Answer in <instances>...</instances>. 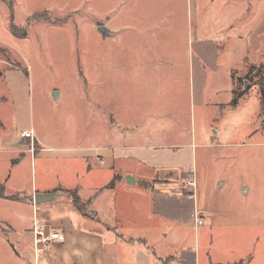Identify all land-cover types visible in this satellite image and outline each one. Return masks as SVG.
Instances as JSON below:
<instances>
[{
    "label": "rangeland",
    "instance_id": "374dc122",
    "mask_svg": "<svg viewBox=\"0 0 264 264\" xmlns=\"http://www.w3.org/2000/svg\"><path fill=\"white\" fill-rule=\"evenodd\" d=\"M84 1L13 0L10 8L0 0V148L7 149L0 151V174L7 155H22L13 146L19 130H34L45 149L32 160L26 152L5 171L6 191L22 198L33 185L42 189L60 180L76 181L82 195L94 194L110 181L111 170L104 180L106 164L89 170L93 162L48 148L111 143L134 132L131 142L162 147L157 151L165 150L166 157L174 152L189 173L178 167L150 178L171 191L155 204L161 212L153 219L137 212L148 202L132 198L133 188L103 191L98 213L121 224L115 231L120 247L115 254L105 244L107 257L130 264L136 245L123 240L140 231L150 257L171 253L177 263L193 264L197 257L220 258V250L230 257L250 249V264H264V95L258 72L264 64V0H130L139 2L135 9L125 1L124 21L126 15L169 18L155 40L136 42L154 46L149 51L157 68L151 73L132 70L135 55L127 51L119 61L128 70L116 71L123 42L96 41L94 13ZM105 2L108 9L114 0ZM100 3L92 0L94 8ZM128 113L137 118L131 125L123 122ZM69 191L53 199L66 210H72ZM86 211L94 216L90 206ZM33 215L45 212L0 199V264H34L28 248ZM92 227L105 232L100 224Z\"/></svg>",
    "mask_w": 264,
    "mask_h": 264
},
{
    "label": "crops",
    "instance_id": "0c3cea01",
    "mask_svg": "<svg viewBox=\"0 0 264 264\" xmlns=\"http://www.w3.org/2000/svg\"><path fill=\"white\" fill-rule=\"evenodd\" d=\"M125 1L129 2L127 3V6L130 9H135L137 7L136 5L139 3L131 2L130 0H114V2H112L110 7L107 9V5L106 2L104 3V0H100L101 3L95 8L92 5V0L84 1L88 12L94 13L92 15V24L97 26V28L101 26L106 30V33L99 31L95 35L96 41L104 42L106 41L105 38L109 37L115 42H123V46L119 47V49L117 48L118 50H116V59L118 60L116 63L117 72L124 73L125 70H128V65H120L119 61L120 56L126 51L132 54L133 58L135 55L136 62L131 65L132 70L143 73L154 72L157 68L155 64L157 62L155 57L151 55L149 51L150 48L154 50V46L148 47L147 44L143 45L144 47L142 48L141 44H137L136 42L138 41L141 43L142 40L143 42H151L155 40L154 36L157 31L160 30L161 27L164 28L166 23L170 25L169 18H155L151 16L132 17L126 15V17H124V21L121 16L122 14L124 15ZM153 1L160 2V0ZM120 8L122 10H119ZM144 58H146V60ZM135 121H137V118L134 116V113L124 115L123 122L126 125H131ZM124 123H118L116 126L117 130H122L124 128ZM29 129L31 128L21 129L18 131V134L14 135V143L16 144H13V146L15 147V153H20L22 155H15V158L7 155L3 161L4 164L3 170L0 174V184L4 187L5 195H11L14 193L6 191L5 184L10 173L6 175L5 171L11 168L13 163L20 162L22 156H24L26 152L29 153L31 160L33 156L41 158L42 153L45 152V149L41 147L43 140L34 130L33 133L35 137L33 140L21 136L22 131ZM131 134H134V132ZM131 134L128 133L126 134L128 136H126L124 133H121V142L112 141L113 143H99L82 147L48 148L51 150L56 149L61 152L59 153L61 157L68 155L65 158H78L85 160L86 162H93L92 166H88L89 170L100 167V164H106L105 167H102L105 172L104 180H107L108 175L110 174L107 170H111L109 179L111 181L114 178V183L111 187H107V184L110 182L109 181L104 183V185H102L96 193L91 195H82L80 189H77L78 186L76 181L72 184L65 185L62 181L57 180L56 183L49 187H43L42 189H36L33 185L31 191L25 192V196L22 198L19 197V199L0 197V199L5 201L18 202L20 205H31L33 212H45V216L33 215L31 225L29 226V229L31 230L29 231L31 232V240H29L28 248L31 252L33 251L32 255L34 264H122V262L123 264H127L126 260L120 259L118 256L115 259H109L106 255L105 244L114 249L115 254H117V249L120 247V244L115 236V231H118V226L121 224L118 221L112 224L109 222V219H107L108 216L98 213V210L95 207L98 199L103 193L106 194V192H103L106 190L113 191L116 187L119 188L121 186L125 189H128V187L133 188L131 189L134 194L132 198L134 196H138L137 199L140 198L141 202L146 200L148 202L147 204L144 202L142 205H138L136 207L138 208L137 212H142L141 216H147L148 219L156 218L158 216L155 212L157 213L161 211L155 209V204L160 205L162 200L166 197L165 195L169 194L168 191H170V189L168 187H158L156 186L157 183L152 185L150 182L151 179H153L152 176L160 170L171 171L181 167V162H179L180 159L172 157L174 152H170L169 157H166L165 155L168 153L165 152V150L162 151L164 153L161 154H159L160 151H157V149H162V147H157L154 144H148L144 141L143 143L131 142L132 139L129 138V136L131 137ZM151 134H153L152 131ZM125 137L128 139L127 142L123 141V138ZM32 145H34V152L30 149V146ZM168 148L172 149L173 147H167L165 149ZM6 150L7 149L3 147L0 148V151L5 152ZM43 158L45 157L43 156ZM181 168L184 173H189L188 166ZM127 176L130 177V181H127ZM126 184L130 186H127ZM60 190H75L81 199H84L85 201L90 199L89 206L94 216L91 217L87 213H80V211H78L73 205H71L72 210H66L63 206H61V202H54L57 200L41 204H35L34 200L31 201V198H33L34 194L37 192ZM172 190H174V188ZM173 192L179 195V197L182 196L181 192H177L176 190ZM150 209H152V211ZM143 210L149 213L146 215L143 213ZM53 212L61 213H59V215H55ZM35 222L48 225L51 229L59 232L60 236L57 240H53L44 246L38 256L35 255L33 242V227ZM133 223L135 224V222ZM194 223L195 225H199L196 223L195 218ZM95 224H100L104 228V234L101 230L92 227V225ZM134 224H132V227ZM138 232L139 233H137V235L129 236L127 239L123 240V242L136 245V254L130 264H186L182 262L177 263L176 256H173L171 253L158 258L148 256V252L145 250L147 237H145L144 233H140V231ZM159 236H166V234L159 233ZM223 253L224 252H222V250L218 252V255L220 256V258L217 257L218 259H211L209 257L208 259L206 258L202 261L200 257H197L193 264H250L252 261L247 258L250 254V249L244 251L243 254H237V251L233 252L230 257L226 254L224 255ZM212 256L214 255L212 254Z\"/></svg>",
    "mask_w": 264,
    "mask_h": 264
},
{
    "label": "built area",
    "instance_id": "2783aa9c",
    "mask_svg": "<svg viewBox=\"0 0 264 264\" xmlns=\"http://www.w3.org/2000/svg\"><path fill=\"white\" fill-rule=\"evenodd\" d=\"M21 136L24 138H29L30 140H33L35 137L32 129L22 131ZM187 184L189 186H193L194 180L189 179L187 181ZM195 221L198 224L201 223V219L198 216H196ZM59 237V232H57L56 230L51 229L48 225L35 222L33 227L35 255L38 256L44 246H46L53 240H57Z\"/></svg>",
    "mask_w": 264,
    "mask_h": 264
},
{
    "label": "trees",
    "instance_id": "16d2710c",
    "mask_svg": "<svg viewBox=\"0 0 264 264\" xmlns=\"http://www.w3.org/2000/svg\"><path fill=\"white\" fill-rule=\"evenodd\" d=\"M8 3L9 7L12 8L13 5V0H4ZM46 20H49V18L46 17ZM15 27L11 26V30L14 31ZM26 32L25 30L22 32V34L24 35ZM260 71V72H259ZM259 73H262V84H261V92L264 95V64H262L259 67L258 70ZM114 183V178L107 184V187H111ZM72 194V205L78 210L80 211V213L85 214L87 211V208L90 204V199H88L85 202H81L79 197L76 195L75 191H69ZM0 197H4V198H9V199H19V196H15L13 194L11 195H5L4 194V187L2 184H0ZM92 212V211H91Z\"/></svg>",
    "mask_w": 264,
    "mask_h": 264
},
{
    "label": "water",
    "instance_id": "95a60500",
    "mask_svg": "<svg viewBox=\"0 0 264 264\" xmlns=\"http://www.w3.org/2000/svg\"><path fill=\"white\" fill-rule=\"evenodd\" d=\"M98 30L100 32L106 33V30L101 26L98 27ZM126 179L127 181L131 180L129 176H127ZM60 194H61L60 191L37 192L34 194L33 199L36 204H41V203L48 202V201H51L57 198Z\"/></svg>",
    "mask_w": 264,
    "mask_h": 264
}]
</instances>
